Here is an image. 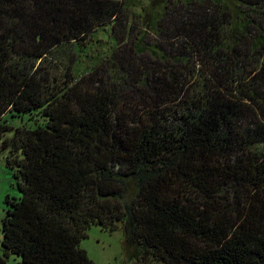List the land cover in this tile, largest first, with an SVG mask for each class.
Listing matches in <instances>:
<instances>
[{"label": "trees", "instance_id": "16d2710c", "mask_svg": "<svg viewBox=\"0 0 264 264\" xmlns=\"http://www.w3.org/2000/svg\"><path fill=\"white\" fill-rule=\"evenodd\" d=\"M1 155L0 264H264V0H0Z\"/></svg>", "mask_w": 264, "mask_h": 264}, {"label": "rangeland", "instance_id": "374dc122", "mask_svg": "<svg viewBox=\"0 0 264 264\" xmlns=\"http://www.w3.org/2000/svg\"><path fill=\"white\" fill-rule=\"evenodd\" d=\"M7 123L13 127H19L26 120L10 119L5 116ZM5 155L0 156V239L2 220L7 209L6 198L19 199L20 193L17 189V181L13 177L14 171L5 166ZM79 247L84 250L93 264H155L154 262H138L132 257L136 254L135 248H126L124 244V231L121 225L118 229L109 232L98 226H92L86 232V237L80 241ZM0 256L2 251L0 247ZM19 258L9 256L6 264H17Z\"/></svg>", "mask_w": 264, "mask_h": 264}]
</instances>
